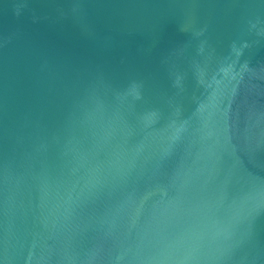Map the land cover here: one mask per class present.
<instances>
[{
	"label": "water",
	"instance_id": "95a60500",
	"mask_svg": "<svg viewBox=\"0 0 264 264\" xmlns=\"http://www.w3.org/2000/svg\"><path fill=\"white\" fill-rule=\"evenodd\" d=\"M0 264H264V0H0Z\"/></svg>",
	"mask_w": 264,
	"mask_h": 264
}]
</instances>
